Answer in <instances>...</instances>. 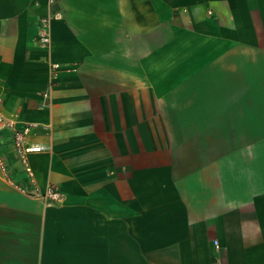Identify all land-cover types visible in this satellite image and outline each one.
<instances>
[{
    "label": "crops",
    "instance_id": "crops-1",
    "mask_svg": "<svg viewBox=\"0 0 264 264\" xmlns=\"http://www.w3.org/2000/svg\"><path fill=\"white\" fill-rule=\"evenodd\" d=\"M0 115V264H264V0H0Z\"/></svg>",
    "mask_w": 264,
    "mask_h": 264
},
{
    "label": "built area",
    "instance_id": "built-area-1",
    "mask_svg": "<svg viewBox=\"0 0 264 264\" xmlns=\"http://www.w3.org/2000/svg\"><path fill=\"white\" fill-rule=\"evenodd\" d=\"M53 2L54 0H49ZM57 15H62V11L59 10L56 12ZM42 23L44 28H41L37 35V40L42 45H47L49 43V34L46 30L45 26L48 25V18H43ZM58 67V63L51 64V71L54 72ZM48 95V91H44V96ZM0 122L8 127H10L13 131V145L16 150V153L20 159L21 164L26 170L29 178L28 185H23L20 183H14V186L23 192L24 194L30 197H41L49 202H57L63 198V193L53 185H46L43 189L36 183L33 178L32 169L29 163V154L31 152L39 151L43 148L42 145L39 144H27L25 141V136L29 131L30 125L25 126L23 129H16L13 126V122L9 119H5L0 115ZM0 169L6 174V166L2 156L0 155Z\"/></svg>",
    "mask_w": 264,
    "mask_h": 264
}]
</instances>
